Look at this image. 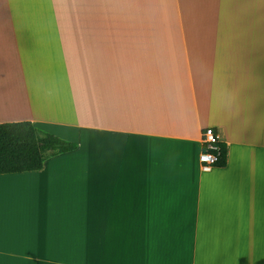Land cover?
<instances>
[{
  "label": "crops",
  "instance_id": "crops-1",
  "mask_svg": "<svg viewBox=\"0 0 264 264\" xmlns=\"http://www.w3.org/2000/svg\"><path fill=\"white\" fill-rule=\"evenodd\" d=\"M22 120L76 148L0 174V264H264V0H0Z\"/></svg>",
  "mask_w": 264,
  "mask_h": 264
},
{
  "label": "trees",
  "instance_id": "trees-1",
  "mask_svg": "<svg viewBox=\"0 0 264 264\" xmlns=\"http://www.w3.org/2000/svg\"><path fill=\"white\" fill-rule=\"evenodd\" d=\"M220 166L225 165L227 147L220 143ZM76 143L38 129L31 121L0 123V174L35 171L49 155L72 151Z\"/></svg>",
  "mask_w": 264,
  "mask_h": 264
},
{
  "label": "built area",
  "instance_id": "built-area-1",
  "mask_svg": "<svg viewBox=\"0 0 264 264\" xmlns=\"http://www.w3.org/2000/svg\"><path fill=\"white\" fill-rule=\"evenodd\" d=\"M218 132L214 127H206L201 132V150L198 154L200 171H211L220 166L221 146Z\"/></svg>",
  "mask_w": 264,
  "mask_h": 264
},
{
  "label": "rangeland",
  "instance_id": "rangeland-1",
  "mask_svg": "<svg viewBox=\"0 0 264 264\" xmlns=\"http://www.w3.org/2000/svg\"><path fill=\"white\" fill-rule=\"evenodd\" d=\"M263 238H264V236H263ZM263 244H264V242H263Z\"/></svg>",
  "mask_w": 264,
  "mask_h": 264
}]
</instances>
